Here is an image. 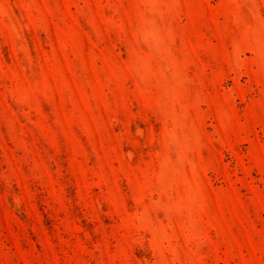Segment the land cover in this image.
Returning <instances> with one entry per match:
<instances>
[{
    "label": "rangeland",
    "instance_id": "rangeland-1",
    "mask_svg": "<svg viewBox=\"0 0 264 264\" xmlns=\"http://www.w3.org/2000/svg\"><path fill=\"white\" fill-rule=\"evenodd\" d=\"M0 264H264V0H0Z\"/></svg>",
    "mask_w": 264,
    "mask_h": 264
}]
</instances>
